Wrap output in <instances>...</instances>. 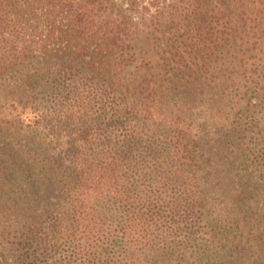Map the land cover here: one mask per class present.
Wrapping results in <instances>:
<instances>
[{
  "label": "trees",
  "instance_id": "16d2710c",
  "mask_svg": "<svg viewBox=\"0 0 264 264\" xmlns=\"http://www.w3.org/2000/svg\"><path fill=\"white\" fill-rule=\"evenodd\" d=\"M101 1L0 0V216L16 219L0 225V241L17 245L29 264L76 261L89 244L105 243L131 255L138 245V258L125 264H264V211L244 201L261 188L245 135L264 138V0H173L161 8L151 0L157 8H140L138 34L130 15L99 17ZM7 8L15 18L7 20ZM36 9L48 33L36 39L37 19L26 38L21 26L33 17L25 14ZM131 34L149 48L138 61ZM48 39L56 51L36 52ZM168 73L202 80L234 113L228 125L242 132L244 170L231 191L219 192L201 172L184 111L158 106L160 75ZM117 161L132 188L123 201L138 205L125 222L108 214L122 194L109 173ZM53 188L59 199L49 203ZM256 194L250 199L264 208ZM58 243L72 253L62 256Z\"/></svg>",
  "mask_w": 264,
  "mask_h": 264
},
{
  "label": "rangeland",
  "instance_id": "374dc122",
  "mask_svg": "<svg viewBox=\"0 0 264 264\" xmlns=\"http://www.w3.org/2000/svg\"><path fill=\"white\" fill-rule=\"evenodd\" d=\"M150 1L151 0H102L96 8V13L99 17H102L103 15H130L132 21H134V23L132 24L133 29L131 30V32L138 34V11H140V8L142 9L143 6H147L150 8V11H155L157 8L154 5H150ZM172 1L173 0H159L157 4L158 7L161 8L162 6L168 5ZM4 12H6L4 15L7 20H11L16 17L14 15V12H11L8 8ZM0 13H3V11H1ZM25 15L26 17L33 18L29 20V22L23 27L21 26V31L19 34L22 33L23 36L28 38L29 35L33 33L31 24H34L38 19L39 25L38 31L36 32V39L39 35L45 37L49 29L48 18L46 16L44 18V15L39 9H36L33 15H28L27 12ZM8 24L9 23H5L4 26H2L5 29L6 34L15 35V33L12 32L11 28L8 27ZM52 35L50 34L51 38H55L57 34L53 33ZM130 37H133L134 39L133 43H135V50L138 61V54H146L147 49L149 48L138 47V37L136 35L131 34ZM42 41L43 40H40L39 42H36L34 44L37 45L36 52H39L40 50L56 51V49L59 47L56 44L57 40L54 39V42L46 40L45 43L47 45L45 49H42ZM154 43L156 42L152 41L151 43H149V46L153 45ZM2 44L8 48H11L12 50L15 49V46H13L12 43ZM42 53L45 54L44 51ZM160 76L164 77V79L163 82H161V85H163L162 92L161 94H158V97L156 99L158 106L163 107L165 105L168 106V109L176 112H179L181 110L184 111V113L187 115H184L186 118L185 123L188 129H190L189 131L191 132L192 137L197 141L200 154L199 157L202 155L199 158L201 172L207 171V174H211L210 177L213 180L217 181L216 187H220L219 192L221 189H223V192L231 191V187L235 185L234 183L241 181V175L244 170L241 167L242 162H240L241 160L238 159L237 155V143L240 140H244V138L241 137L242 132H237L230 125H228L236 120L234 113L231 112L229 114L230 111H228V107L224 101L223 106L221 104L222 102L220 103V91L215 92L208 89L202 82V80L193 83H187L179 79L178 76L174 74L168 73L165 76ZM220 105L221 109H219ZM260 126L262 128V132H264V121L260 122ZM238 128L239 127H236V129ZM242 128H245L244 124H242ZM245 136H248V140L251 143L253 152L252 167L256 171V178L258 180H261V188L255 189L254 187L253 189H251L250 192H248L247 197H244V201L252 204V207L254 208L256 206H259L257 208V212L262 213L264 211L263 205L257 204V200L252 201L250 197L253 194L259 192L260 195L258 196L261 197L262 200L264 199V138L260 139L256 134L252 132H248ZM254 140H256L257 143H254ZM116 144H120L118 140H116ZM117 163L118 167L116 169H114V165H110L111 169L109 173L114 177V180L117 181L119 191H122L120 192L122 194L118 199V203L115 204V207L119 205L118 209L108 214L112 217H116L118 221L123 220V222H125L126 220L131 219L132 216H138V205L136 203H133L131 200L123 201L126 199L128 200V197L125 194L130 193L129 190L131 191L132 188L130 187V179L128 178L129 173H127L126 171V164H123L120 161H117L116 164ZM113 186H115V184ZM56 191L57 190L55 188L50 191L51 196L48 197L49 203L55 202L59 199V193H57ZM58 205L59 204L57 203V206ZM42 207H45V205L43 204ZM40 209L41 208H39V210ZM52 211L53 213L51 216L57 213V210ZM1 214L2 213H0V215ZM10 214L12 213L10 212L8 216H10ZM49 214L50 213L48 211L45 212L44 217ZM46 219L49 222H53L50 216ZM4 220L7 222H5ZM15 221L16 219H12L9 221L8 218L5 219L4 217L0 216V225L2 227H5L7 224L14 223ZM245 222L246 221L242 222V226L245 234L247 235L248 225L245 224ZM21 224L22 221H20L19 225ZM12 228L9 227L7 228V230H13ZM0 242H3L0 245V264H29L26 262H21L19 260L18 255L22 250L17 245H9L5 240H1ZM131 247H133L134 249V255H131L130 252L126 253L121 243H105V245L89 244L88 246H86V249H84V255L82 257L77 256L76 261L73 258H67L63 261H55L53 262V264H79L81 262H83V264H92V258L99 260L107 259L109 261V264H116L117 261L125 264L129 261L130 257L138 258V245H134ZM57 249L61 252L62 256H67L72 253L69 252L67 245H60V243L57 244ZM189 249L191 250V248ZM187 251L188 248L182 251L183 254H181V252L180 254L182 256H185L187 254ZM262 256L264 258V251L262 252ZM243 261L244 259L242 260V262Z\"/></svg>",
  "mask_w": 264,
  "mask_h": 264
}]
</instances>
